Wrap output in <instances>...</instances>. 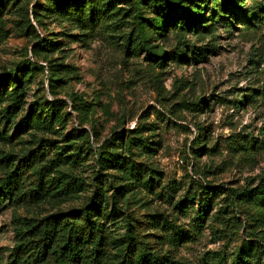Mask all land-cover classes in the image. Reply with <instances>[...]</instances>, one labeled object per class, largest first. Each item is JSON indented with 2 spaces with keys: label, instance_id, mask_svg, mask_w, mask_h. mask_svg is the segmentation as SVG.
Wrapping results in <instances>:
<instances>
[{
  "label": "rangeland",
  "instance_id": "rangeland-1",
  "mask_svg": "<svg viewBox=\"0 0 264 264\" xmlns=\"http://www.w3.org/2000/svg\"><path fill=\"white\" fill-rule=\"evenodd\" d=\"M161 1L117 0L81 29L50 0H0V264H45L33 233L17 237L16 217L75 214L86 225L87 208L125 255L239 264L259 247L250 264H264V207L233 195L264 180V0L192 1L197 27L150 28L164 62L126 45L165 12ZM29 21L56 44L46 60L32 53ZM16 182L19 201L3 188ZM41 187L54 196L33 203Z\"/></svg>",
  "mask_w": 264,
  "mask_h": 264
},
{
  "label": "trees",
  "instance_id": "trees-1",
  "mask_svg": "<svg viewBox=\"0 0 264 264\" xmlns=\"http://www.w3.org/2000/svg\"><path fill=\"white\" fill-rule=\"evenodd\" d=\"M53 12L58 17L70 21L81 29H93L102 20V14L113 12L115 10L117 0H50ZM139 1V0H138ZM154 4L156 7L158 0H140ZM197 0H163L161 7H165V12L152 17L150 25L140 23L139 32L136 38L129 36L126 39L128 50L137 51L139 48H147L149 54L155 57L160 62H164L169 54L163 48L156 49L150 45L151 37L150 28L155 30L165 31L167 28H174L179 35H184L186 32L197 27L199 20L202 17V12L198 15V21H194L191 16V2ZM205 2V0H204ZM242 0H223L222 5L225 8L231 6L240 7ZM140 3V2H138ZM37 6L34 7L33 16L38 18ZM264 9V8H263ZM113 10V11H112ZM115 13V12H114ZM28 28L38 37V41L33 45L32 53L35 56H44L48 59L49 51L56 48V44L52 41L40 38L37 35L36 28L29 21ZM53 70L51 76L59 74ZM17 82L18 77H16ZM3 98L0 96V103ZM202 150V148H197ZM48 166L41 168L42 171L48 169ZM51 168V167H50ZM6 189V195L10 200L19 201L18 196H14V191L19 189L18 182L13 187L7 184L3 185ZM51 187H41L37 190H32L29 194V199L33 203H39L49 197H53ZM67 190L62 189L59 193H66ZM233 195L236 199L248 198L253 202H260L264 207V180L260 185L250 190L234 191ZM82 214L86 221V225L81 224L78 217L72 214L69 218L58 219L56 216H48L40 222L33 221L23 222L20 217H16V234L25 240L28 233H33L37 241L41 244L40 251L42 252V260L45 259V264H184L175 258L150 251L149 248L140 252H134L130 255L123 254L118 248L113 247L110 243L101 238V224H96L89 220L90 210H82ZM159 223L163 228L171 227L170 221L159 217ZM158 225V224H157ZM132 240V237L130 238ZM264 240V236L262 237ZM172 241H176L173 240ZM259 247H251L249 252L241 251L239 264H250L251 257L259 254ZM28 260L24 258H16L15 264H28Z\"/></svg>",
  "mask_w": 264,
  "mask_h": 264
}]
</instances>
